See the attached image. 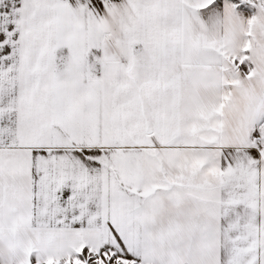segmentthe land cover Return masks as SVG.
<instances>
[{"label": "snow or ice", "instance_id": "snow-or-ice-1", "mask_svg": "<svg viewBox=\"0 0 264 264\" xmlns=\"http://www.w3.org/2000/svg\"><path fill=\"white\" fill-rule=\"evenodd\" d=\"M0 264H264V0H0Z\"/></svg>", "mask_w": 264, "mask_h": 264}]
</instances>
